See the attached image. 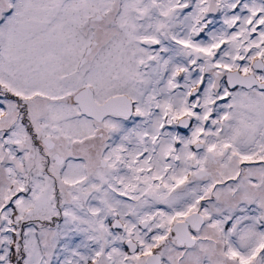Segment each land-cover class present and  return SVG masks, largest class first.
<instances>
[{"label": "snow or ice", "instance_id": "obj_1", "mask_svg": "<svg viewBox=\"0 0 264 264\" xmlns=\"http://www.w3.org/2000/svg\"><path fill=\"white\" fill-rule=\"evenodd\" d=\"M0 264H264V0H0Z\"/></svg>", "mask_w": 264, "mask_h": 264}]
</instances>
